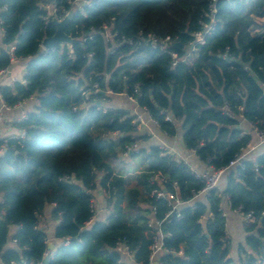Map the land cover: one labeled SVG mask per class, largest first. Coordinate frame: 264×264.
I'll return each instance as SVG.
<instances>
[{
    "label": "trees",
    "instance_id": "trees-1",
    "mask_svg": "<svg viewBox=\"0 0 264 264\" xmlns=\"http://www.w3.org/2000/svg\"><path fill=\"white\" fill-rule=\"evenodd\" d=\"M66 1L52 2L61 17L71 10ZM41 2L0 0V70L9 66L8 47H14L13 57L26 60L24 83L0 86V96L9 108L32 97L37 101L35 110L15 124L24 137L0 139V264L42 263L46 235L37 228V217L48 205H53L51 218L60 220L53 237L61 243L47 264H133L121 262L120 242L132 251L134 263L148 264L154 220L162 221L166 236L160 264H264V146L242 167L225 171L223 188L218 184L207 196L194 198L204 183L189 166L158 147L140 148L147 137L137 134L134 117L103 111L96 103L104 96L91 94L97 85L134 100L160 131L169 137L180 131L182 145L200 163L226 168L251 141L247 124L264 133V0H90L86 17L73 10L64 28L80 40L93 34L71 45V59L66 46L40 50L42 40L55 33L54 24L43 20ZM208 27L212 31L196 42L194 35ZM105 29L117 34L113 55L99 34ZM140 34L181 44L169 49L177 54V65L171 67L166 53L151 50ZM82 92L90 93L85 102ZM225 104L232 118L221 111ZM134 144L139 148L131 157L141 156L145 169L135 178L140 190H127L126 179L111 164ZM156 173L165 179V193L184 203L180 219L165 218L167 200L149 196L160 190L149 184ZM98 188L109 196L110 214L88 224ZM226 201L230 211L239 208L254 218L243 225L236 260L222 216ZM10 238L12 248L6 247Z\"/></svg>",
    "mask_w": 264,
    "mask_h": 264
},
{
    "label": "built area",
    "instance_id": "built-area-1",
    "mask_svg": "<svg viewBox=\"0 0 264 264\" xmlns=\"http://www.w3.org/2000/svg\"><path fill=\"white\" fill-rule=\"evenodd\" d=\"M41 7L43 9V11L45 12V15L43 16V20L46 21H51L52 19H56L57 21H61L63 19V17L68 13V12H64V16L61 17L57 14V9L54 6V4H52L53 0L47 3V0H41ZM213 2H215V0H213ZM66 3L71 7V10H76L78 12H80L81 16L83 18L86 17V13L84 11L85 8L90 6V0H67ZM209 12L211 14V16L213 17L215 14V7L214 4L210 5L209 7ZM212 27H208L206 28V30L204 31V33H197L194 35L196 42H199L203 36V34L205 33H209L210 31H212ZM0 33L3 36L4 34V30L2 28H0ZM100 35L103 36L104 40L109 43V47H108V55H113L115 53V51L117 50V44H114V38L117 36V34H114L112 32H110L109 30L105 29L104 33H99ZM93 37V34H88L85 36L81 37V40L78 39L80 42H85L87 40H91ZM140 38L142 40L145 41V43L147 45L150 46L151 50H160V51H164L166 53V55L169 57L170 59V65L171 67H175L177 65V63L179 62V59L177 57V54L174 51H170L169 49L171 47H173V44H175L176 42L174 40H172L170 37L166 36L163 39L156 37L153 34H147L144 38L141 36L140 34ZM121 42L122 43H127V44H131V41L125 40L124 38H121ZM60 46H66L67 48V55L68 58H72V46L71 45H60ZM193 48V45H192ZM40 50L43 52H46L48 50H53V49H44L42 47V45L40 44ZM14 51V47H8V52L11 54L10 57V63L9 66L3 68L0 70V78L7 75L9 73V70L11 68V66L13 64H15L17 61L21 60V59H16L15 57L12 56V52ZM191 52H193V49H191ZM88 58H92V55L89 54ZM24 83V81H22ZM134 91L135 93H138V86L134 87ZM101 92L104 93L105 95H112L109 91H100L97 87V85H93V87L91 88V94H100ZM89 92H82V98L83 101L85 102L86 100L89 99ZM124 96V95H123ZM131 102L134 103V105L136 106L137 109H140L148 118V111L146 108H140L136 102L134 100H131L130 98H128ZM27 101V100H26ZM25 102V101H24ZM18 103L17 105H15L13 108H9L7 107L3 100L2 97L0 96V116L1 114H3V112L5 111H10L11 109L17 108V107H21L23 105V103ZM99 103V102H98ZM73 111H76V109L74 108ZM221 111L223 112V114H225L226 116H228L229 118H232V115L230 113L229 110V106L227 104H225L222 108ZM132 117H134V120L132 122V125L135 126V128L137 127V124L141 121L140 117L138 115H132L130 114ZM26 119V116H21L20 118H18L16 120V123H19L23 120ZM150 119V118H149ZM165 121H171V119L168 116H165ZM151 120V119H150ZM151 122L153 124L156 125V123L151 120ZM157 126V125H156ZM247 126L252 130V133L258 138V145L264 143V133L259 132L257 130H255V126L253 124H247ZM24 137V132L20 131L17 135L15 136H10L8 139H16V138H23ZM256 146L251 145L250 143H248L246 145V147L244 149H241L240 153L238 155H236L234 157V159L228 164V166L224 169H220V170H213L212 168L206 166L204 171L201 172H196L195 170H192L191 168V172L194 175V177L203 182L204 183V188L198 192L194 198H198V197H202V196H207L209 191L216 188L223 176V174L225 173V171L229 168H233V167H242V163L243 161H245L247 158H249L251 155V153L256 149ZM138 145L134 144L131 146H127L123 152V154L121 155L122 157H127V155H129L130 153L132 154V152H136L138 150ZM159 149L164 152L166 155H170L173 156L174 153L170 150H168L165 147H159ZM2 152V149H0V153ZM193 155H195L194 151H190ZM174 157V156H173ZM174 160L176 163H181L185 166H188L187 162L183 159H179L174 157ZM149 184L150 185H158L160 187L159 189H153L149 196L150 197H155L156 199H163V200H167L168 202V206L170 207V212L165 216V218H168L169 215L174 214L176 219H180V213H179V209L181 206L184 205V203L179 202L176 198L175 195L172 194H166L165 191H162V187L165 184V179L158 173L153 174L151 176V178L149 179ZM172 186L175 188L176 184L173 183ZM225 209H227L228 211H230V206L229 204L226 202H224V209H223V214L222 216L226 218V212ZM91 211L93 213V208L91 206ZM233 214L237 215L240 217L241 223L242 225H250L254 222V218L252 216L251 213L248 214H243L241 212V209H236L233 211H230ZM93 217V216H92ZM93 222V218L90 219V221L88 222V224ZM60 223V220H56V224L58 225ZM162 224V221H152L149 223L150 226H152L154 228V230L156 231V233L153 236L152 239V245L150 246V257H149V261L148 264H154L155 260L164 253L166 252L165 247H164V238L166 237L165 235H163L160 232V226ZM38 228V226H37ZM169 236V235H168ZM69 239L65 238L62 240V242L67 245L68 244ZM46 242V241H45ZM116 251L119 252L120 258H121V262H131L133 264H140V263H134L133 261V253L132 251L129 249V247L127 245H125L124 243H118L116 246ZM182 251L177 252V255H181ZM52 255L51 256H47V258L50 260L52 259ZM160 264V262H158Z\"/></svg>",
    "mask_w": 264,
    "mask_h": 264
},
{
    "label": "crops",
    "instance_id": "crops-1",
    "mask_svg": "<svg viewBox=\"0 0 264 264\" xmlns=\"http://www.w3.org/2000/svg\"><path fill=\"white\" fill-rule=\"evenodd\" d=\"M51 1V0H50ZM263 21V20H262ZM2 35L0 33V41ZM26 60H19L15 64H13L9 70V73L0 78V86L11 85L13 82H22L23 75L25 70ZM113 97V98H112ZM104 101V102H103ZM104 103V106H102ZM37 101L36 98L32 97L29 100L25 101L21 107H17L11 109L10 111H5L0 116V139H7L10 136L17 135L20 131L15 127L16 120L21 116H26L28 113L33 112L35 110ZM100 108L103 111L106 110H121L125 112H129L132 115H138L141 121L137 124L136 131L140 136H146L147 141L142 143V149H148L150 147H165L168 150L174 153V157L183 159L187 162L189 168L195 170L196 172L204 171L206 166L200 163L195 155H193L190 151H187L181 143L180 134L175 135L174 137H169L166 133L160 131L159 127L151 122V120L140 110L137 109L133 102H131L128 98L123 95H105L104 100L100 102ZM251 141L250 144L256 146V149L250 154L252 158L258 154L260 149L264 146V143L258 145V138L251 133ZM122 156L115 163L122 162L131 157H126L122 160ZM112 167V166H111ZM117 170L120 171L117 174H121L123 178L125 176L131 175V172H126L124 169L118 167ZM113 169V168H112ZM114 171V170H113ZM219 185L223 188L225 185V181H220ZM101 189H97L95 198V211L93 215V221L96 220H105L110 214V209L107 208L106 200L98 203L97 199L101 197L102 193ZM53 209V205H48L41 215L38 218V229L42 230L46 235V246L47 252L44 255V258L47 256H53L57 250L58 245L61 243L60 240H56L53 237V231L56 227V221L51 218V211ZM226 212V231L230 236V245L231 248L234 247V253L237 252V248L239 244H242L244 239L243 225L241 223L240 217L233 214L232 212L225 209ZM14 229L11 228L10 236L13 234ZM14 242L10 238L8 240V244L6 247H13ZM43 258V259H44ZM154 264L158 263V258L155 260Z\"/></svg>",
    "mask_w": 264,
    "mask_h": 264
},
{
    "label": "rangeland",
    "instance_id": "rangeland-1",
    "mask_svg": "<svg viewBox=\"0 0 264 264\" xmlns=\"http://www.w3.org/2000/svg\"><path fill=\"white\" fill-rule=\"evenodd\" d=\"M109 96H112V95H109ZM102 106H104V103H103ZM179 134H180V131H178L176 135H179ZM110 138H115V137L114 136H110ZM141 146H142V144L140 145V148H141ZM127 157H131V155L130 156L127 155ZM124 158H126V157H123L122 160ZM119 165L122 168V170L124 169L125 173L128 172V171L131 172V175H129L128 177L125 176V179H126V189L129 190L131 188H138L140 190V187L137 185V182H136L135 178L139 174L143 173V170L145 169V165L142 162L141 156L140 157H138V156L135 157L134 156V157H131V158L127 159V160H124L122 162H118V163H115V164L112 163L111 164V166H112L111 168H113L114 173L120 172V171L117 172V170L119 169L118 168ZM96 192H97V190L94 191L93 198H92V201H91V206L93 208V215L95 214L94 213V211H95V207H94L95 198H94V195L96 196V194H97ZM101 192H103V190ZM103 200L104 201L106 200V203H107V200H109V196H108V194L105 191H104V193H102L101 197L97 199V202L99 201L98 203H100ZM230 256H232V258L235 259V260L237 259V252L234 253V247L231 248V255Z\"/></svg>",
    "mask_w": 264,
    "mask_h": 264
},
{
    "label": "water",
    "instance_id": "water-1",
    "mask_svg": "<svg viewBox=\"0 0 264 264\" xmlns=\"http://www.w3.org/2000/svg\"><path fill=\"white\" fill-rule=\"evenodd\" d=\"M52 1V0H51ZM74 11L70 10L61 21H57L56 19H52L51 22L54 24L55 26V33L52 37L49 38H44L41 42V45L44 49H54L60 45H73L74 43L78 42L77 38H72L70 36H68L65 32H64V28L69 24V22L71 21L72 17H73ZM173 47L176 49H181L182 45L179 43H175L173 44ZM6 50L8 51V48H6ZM101 96H104V93L101 92L100 93ZM100 103H97L96 106H99ZM131 155V153L129 154V156ZM162 191L164 192L165 189L164 187L161 188ZM49 261L48 258H44L41 264H47Z\"/></svg>",
    "mask_w": 264,
    "mask_h": 264
}]
</instances>
